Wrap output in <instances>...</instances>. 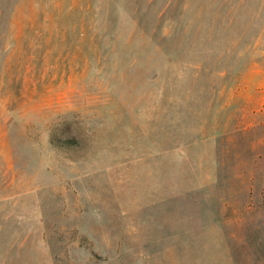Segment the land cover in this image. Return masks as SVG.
<instances>
[{
	"label": "rangeland",
	"instance_id": "1",
	"mask_svg": "<svg viewBox=\"0 0 264 264\" xmlns=\"http://www.w3.org/2000/svg\"><path fill=\"white\" fill-rule=\"evenodd\" d=\"M0 264H264V0H0Z\"/></svg>",
	"mask_w": 264,
	"mask_h": 264
}]
</instances>
